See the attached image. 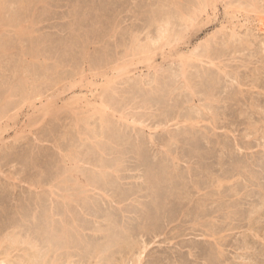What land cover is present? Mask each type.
<instances>
[{
    "label": "rangeland",
    "instance_id": "1",
    "mask_svg": "<svg viewBox=\"0 0 264 264\" xmlns=\"http://www.w3.org/2000/svg\"><path fill=\"white\" fill-rule=\"evenodd\" d=\"M211 1L0 0V261L264 264V0Z\"/></svg>",
    "mask_w": 264,
    "mask_h": 264
},
{
    "label": "bare ground",
    "instance_id": "2",
    "mask_svg": "<svg viewBox=\"0 0 264 264\" xmlns=\"http://www.w3.org/2000/svg\"><path fill=\"white\" fill-rule=\"evenodd\" d=\"M206 1H207V0H205V2H206ZM212 1H213V0H212ZM212 1H211V2H212ZM208 2H209V1H208ZM205 4H207V2H206ZM206 6H207V5H206ZM214 6H215V5H214ZM211 7H212V6H211ZM180 9H181V8H180ZM25 10H26V9H25ZM204 10H205V9L203 8L202 11H204ZM202 11H200V12H202ZM203 13H204V12H203ZM206 13H207V12H206ZM207 15H208V14H207ZM208 17H209V16H208ZM199 18H200V17H199ZM199 18L197 17V14H196V15H195V18H194V19L192 20V22H191V25H192V23L195 22V20L198 21ZM205 18H206V17H205ZM191 19H192V18H191ZM207 19H208V18H207ZM193 21H194V22H193ZM195 23H197V22H195ZM162 24H163V23H162ZM188 25H189V24H188ZM195 25H196V24H195ZM162 26H163V25H162ZM201 26H202V25H201ZM194 27H196V26H194ZM162 28H163V27H162ZM165 28H166V27H165ZM168 28H169V27H168ZM168 28H167V29H168ZM190 28L193 29L192 27H190ZM168 30H169V29H168ZM168 30H165L164 32H162V33L160 34V36H159V38H158V42L160 41L159 44H162V40H163L165 37L167 38V36H164V35H165V33H168V32L170 31V30H169V31H168ZM167 31H168V32H167ZM169 37H170V36H169ZM169 37H168V38H169ZM176 37H177V36H176ZM182 38H183V37H182ZM156 39H157V38H156ZM170 39H171V37H170L168 40H170ZM173 39H174V38H173ZM183 39H184V38H183ZM152 40L154 41L155 39H152ZM176 40H177V39H176ZM179 40H180V39H179ZM164 41H165V40H164ZM171 42H172V41H171ZM151 43H152V41H151ZM153 43H154V45H156L155 43H157V40H156V42H153ZM174 43H175V42H174ZM176 43H177V42H176ZM6 44H7V43H6ZM168 44H170V43H168ZM172 44H173V42H172ZM146 45H147V44H146ZM165 45H167V44H165ZM165 45H164V46H165ZM167 46H168V45H167ZM142 47H143V46H142ZM150 47H151V46H150ZM165 47H166V46H165ZM169 47H170V46H169ZM139 48H140V47H139ZM139 48H138V49H139ZM146 48H147V47H146ZM170 48H171V47H170ZM170 48H169V49H170ZM208 48H209V47H208ZM164 49H165V48L163 47L162 50L164 51ZM172 49H173V47H172ZM146 50H147V49H146ZM149 50H150V48H149ZM178 50H179V49H178ZM196 50H198V48L194 49V51H193L192 53H190L189 55H188V54H181V55L179 56V58H181V62L183 63L182 66L184 65V66H183V67H184L183 70H184L186 67H188L187 64L189 63L190 60L193 61V60H196V59H197V60L200 59V58L197 57V56L195 57V55H196V54H195V53H196ZM138 51H139V50H138ZM208 51H209V50H208ZM144 52H145V51H144ZM148 52H149V51H148ZM150 52H151V51H150ZM150 52H149V54H150ZM140 53H142V52H140ZM151 53H152V52H151ZM153 53H154V52H153ZM153 53H152V54H153ZM162 53H163V52H162ZM162 53H160V54H162ZM180 53H181V52H180ZM145 54H148V53L146 52ZM156 54H157V53L155 52V56H156ZM164 55H165V54H164ZM155 56H153V59H152L153 61H154V57H155ZM164 57H165V56H164ZM149 58H150V57H149ZM149 58H148V59H149ZM143 59H144V57H143ZM163 59H164V58H163ZM141 61H142V63H144L143 60H141ZM150 61H151V58H150ZM211 61H212V60H211ZM147 62H149V61H148L147 58H146V63H147ZM213 63H214V62H213ZM213 63H212V64H213ZM149 64L151 65L152 63L149 62ZM121 66H123V65H121ZM190 66H191V65H190ZM119 67H120V66H119ZM124 67H125V66H124ZM115 68H117V66H116ZM115 68H113V69H115ZM117 69H118V68H117ZM125 70H126V69H125ZM127 70H128V69H127ZM185 70H186V69H185ZM122 71H123V72H126V71H124V68H123V69H119L120 74H121ZM78 72H79V71H78ZM123 72H122V75H123ZM12 73H13V72H12ZM84 74H85V73H84ZM113 74H114V73H113ZM182 74H183V73H182ZM185 74H186V73H185ZM44 77H45V76H44ZM83 77H84V75H83ZM185 78L187 79V74H186ZM19 79H20V78H19ZM70 79H71V78H70ZM81 80H83V78H82ZM187 80H188V79H187ZM71 81H72V80H71ZM75 81H76V80H75ZM110 82H111V81H110ZM186 82H188V81H186ZM91 83H92V82H91ZM94 83H95V82H94ZM189 84H190V82L188 83V86H189ZM78 85H79V84H78ZM11 86H12V85H11ZM186 86H187V84H186ZM190 86H191V85H190ZM68 87H69V88H68ZM68 87H66V88H67L69 91H71V90H74V88H76L77 86H76V84L73 83V84H71V86H68ZM66 88H65V89H66ZM187 88H188V87H187ZM189 88H190V87H189ZM65 89H64V90H65ZM67 89H66V90H67ZM81 89H82V88H81ZM18 90H19V89H18ZM16 91H17V90H16ZM65 92H66V91H65ZM67 92H68V91H67ZM21 93H22V92H21ZM74 93H76V92H74ZM60 94H61V93H60ZM76 94H78V93H76ZM79 94L82 95V94H83L82 91H81V93H79ZM79 94H78V95H79ZM106 95H107V94H106ZM24 97H25V96H24ZM83 97H84V96H83ZM100 97H103V96L101 95ZM85 98H86V97H85ZM98 98H99V97H98ZM105 98H106V97H105ZM105 98H104V99H105ZM102 99H103V98H102ZM49 100H50V99H49ZM90 101H91V100H90ZM102 101H103V100H102ZM103 102H104V101H103ZM88 103H89L91 106L95 104L94 102H93V103H92V102H88ZM101 103H102V102H101ZM101 103L99 102V103H97V105H99L98 107H101V108L104 109V106H106V104L104 105L103 103H102V104H101ZM104 103H105V102H104ZM70 104H71V103H70ZM95 105H96V104H95ZM107 106H108V105H107ZM95 107H96V106H95ZM1 115H4V114H1ZM107 117H109V116H107ZM108 120H109V119H108ZM107 123H109V122H107ZM105 125H106V124H105ZM108 126H109V125H108ZM7 127H8V126H7ZM4 128H5V127H4ZM0 133H2V132H0ZM0 136H1V135H0ZM236 163H237V162H236ZM238 164H239V163H238ZM76 169H77V168H76ZM74 170H75V169H74ZM95 177H96V176H95ZM208 178H209V177H208ZM216 178H218V177H216ZM216 178H215V179H216ZM211 180H212V179H211ZM221 181H222V179H220V177H219V178L216 180V184H215V183L213 184V181H212L211 183H212L213 185H217V182L220 183ZM214 182H215V180H214ZM154 183H155V182H154ZM219 183H218V185H219ZM222 183H223V182L220 183V184H221L220 187H222V185H223ZM160 184H161V183H160ZM165 184H166V183H165ZM196 186H197V185H196ZM197 187H198V186H197ZM213 187H214V186H213ZM195 188H196V187H195ZM214 188H215V187H214ZM217 188H219V187L217 186ZM217 188H216V189H217ZM165 189H166V188H165ZM196 189H197V188H196ZM198 191H200V190L198 189ZM186 194H187V193H186ZM186 196H187V195H186ZM188 196H189V195H188ZM191 197H192V196H191ZM186 199H188V197H186ZM181 201H182V200H181ZM202 201H203V199H202ZM187 202L189 203L190 200L187 201ZM191 202H192V201H191ZM206 202H207V201L203 202L202 206L205 205ZM201 203H202V202H201ZM200 205H201V204H200ZM196 207H197V206H196ZM199 207H200V206H199ZM197 208H198V207H197ZM200 208H202V207H200ZM200 211H201V210H200ZM212 234H213V236H214V233H211V235H212ZM9 237H10V236H9ZM17 238H18V237H17ZM67 238H68V237H67ZM60 239H61V238H60ZM15 240H16V239H15ZM13 243H14V242H13ZM139 247H140V245H139ZM144 247H145V246H144ZM144 247H143V249H144L143 252L146 250L147 246H146L145 248H144ZM140 248H141V247H140ZM143 252H141V254H142ZM139 255H140V254H139ZM139 259H140V260H139ZM138 260H139V263L142 262V260H141V255H140V257L138 258ZM140 261H141V262H140ZM7 262H8V260H7ZM7 262H6V260H3V261L1 260V261H0V264H7ZM31 262H32V261H31ZM33 264H34V263H33ZM137 264H138V263H137Z\"/></svg>",
    "mask_w": 264,
    "mask_h": 264
}]
</instances>
